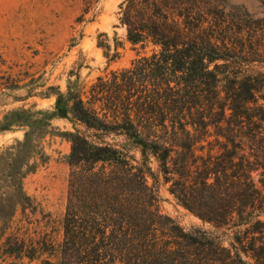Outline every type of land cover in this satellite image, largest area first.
<instances>
[{
	"label": "trees",
	"instance_id": "1",
	"mask_svg": "<svg viewBox=\"0 0 264 264\" xmlns=\"http://www.w3.org/2000/svg\"><path fill=\"white\" fill-rule=\"evenodd\" d=\"M100 1L82 0L79 21ZM119 10L133 49L158 50L89 88L77 76L55 90L50 118L85 130L68 134L61 242L13 228L17 210L37 213L19 189L15 207L0 209V248L57 264H264V15L213 0H125ZM97 47L108 62L121 58L116 38L100 34ZM151 162L178 204L223 231L227 246L160 215Z\"/></svg>",
	"mask_w": 264,
	"mask_h": 264
},
{
	"label": "rangeland",
	"instance_id": "2",
	"mask_svg": "<svg viewBox=\"0 0 264 264\" xmlns=\"http://www.w3.org/2000/svg\"><path fill=\"white\" fill-rule=\"evenodd\" d=\"M124 2L101 0L80 22L82 0H0V209H13L15 192L20 189L37 213L31 215L26 210L21 216L17 210L13 228L27 229L32 239L46 236L55 247L62 239L67 203L68 134L85 130L65 119L50 118L55 103L52 94L57 89L65 92L68 82H75L77 76L89 88L98 77L109 79L110 72L129 68L138 55L158 50L151 44L144 50L133 49L127 42L126 30L119 23V7ZM213 2L254 19L264 15L260 0ZM100 34H106L110 42L114 38L122 42L117 62H108L97 47ZM106 141L121 139L109 137ZM151 168L157 178V164L151 162ZM158 178L161 216L185 231L205 230L227 246L223 231L202 224L184 210L169 194L168 184ZM245 260L253 264L251 259ZM0 264H57V259L46 254L32 261L17 259L0 248Z\"/></svg>",
	"mask_w": 264,
	"mask_h": 264
}]
</instances>
